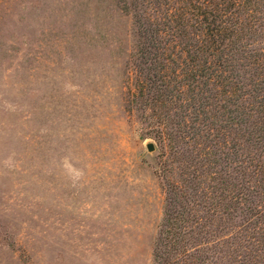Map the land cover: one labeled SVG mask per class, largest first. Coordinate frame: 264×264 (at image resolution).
<instances>
[{"label":"rangeland","instance_id":"obj_1","mask_svg":"<svg viewBox=\"0 0 264 264\" xmlns=\"http://www.w3.org/2000/svg\"><path fill=\"white\" fill-rule=\"evenodd\" d=\"M129 1L0 0V264H152L161 147L137 130Z\"/></svg>","mask_w":264,"mask_h":264},{"label":"trees","instance_id":"obj_2","mask_svg":"<svg viewBox=\"0 0 264 264\" xmlns=\"http://www.w3.org/2000/svg\"><path fill=\"white\" fill-rule=\"evenodd\" d=\"M125 8L137 130L161 147L151 263L264 264V0Z\"/></svg>","mask_w":264,"mask_h":264},{"label":"water","instance_id":"obj_3","mask_svg":"<svg viewBox=\"0 0 264 264\" xmlns=\"http://www.w3.org/2000/svg\"><path fill=\"white\" fill-rule=\"evenodd\" d=\"M145 148L148 151H152L154 149V144L152 141H147L145 142Z\"/></svg>","mask_w":264,"mask_h":264}]
</instances>
